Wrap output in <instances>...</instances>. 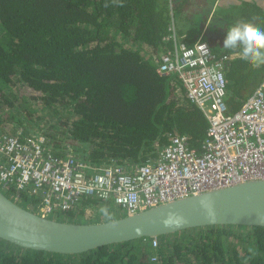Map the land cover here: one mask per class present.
I'll return each instance as SVG.
<instances>
[{
    "label": "trees",
    "instance_id": "trees-1",
    "mask_svg": "<svg viewBox=\"0 0 264 264\" xmlns=\"http://www.w3.org/2000/svg\"><path fill=\"white\" fill-rule=\"evenodd\" d=\"M181 6L179 0H0V125L43 132L55 146L68 141L91 162L110 156L145 162L175 133L198 147L208 127L204 113L174 75L156 71L170 12ZM250 17L263 26L262 17ZM263 77L264 65L229 61L230 113ZM60 108L54 123H25V114ZM5 193L16 199L13 189ZM18 197L34 203L25 193ZM76 208L66 213L76 216ZM151 242L144 237L59 254L0 238V264H264V226L193 227Z\"/></svg>",
    "mask_w": 264,
    "mask_h": 264
},
{
    "label": "built area",
    "instance_id": "built-area-1",
    "mask_svg": "<svg viewBox=\"0 0 264 264\" xmlns=\"http://www.w3.org/2000/svg\"><path fill=\"white\" fill-rule=\"evenodd\" d=\"M170 17L156 71L174 75L188 102L204 113L208 127L200 145L193 147L187 135L175 133L145 162L120 163L113 156L91 162L68 141L55 146L43 132L1 124L0 190L13 189L17 200L25 193L34 200L31 209L46 217L71 211L86 198L115 204L128 215L211 188L264 179V77L230 113L226 67L231 55L216 52L202 37L186 43L172 12ZM151 243L156 246L157 238Z\"/></svg>",
    "mask_w": 264,
    "mask_h": 264
},
{
    "label": "water",
    "instance_id": "water-1",
    "mask_svg": "<svg viewBox=\"0 0 264 264\" xmlns=\"http://www.w3.org/2000/svg\"><path fill=\"white\" fill-rule=\"evenodd\" d=\"M218 224L264 226V179L211 188L133 214L76 222L42 216L0 190V238L24 248L78 254L108 243L158 238Z\"/></svg>",
    "mask_w": 264,
    "mask_h": 264
},
{
    "label": "crops",
    "instance_id": "crops-1",
    "mask_svg": "<svg viewBox=\"0 0 264 264\" xmlns=\"http://www.w3.org/2000/svg\"><path fill=\"white\" fill-rule=\"evenodd\" d=\"M182 5L185 3L186 0H179ZM210 3H207L204 6V12L200 14V16L203 17V21L201 22L200 29L194 33L190 34L189 33V26H182L187 23H183L182 25H179V22H175L176 25V31L183 41H185L188 44H192L198 37H202L208 43L211 45V47L216 51V52H228L231 55V58L229 61H233L234 59L241 56V50L238 49H225L224 47V40L227 36V30L230 26L234 25L237 21H246V20H235V18H230L233 17V15H237L240 10L242 9H249L251 10V14L249 16H260L263 18L259 20V23L264 22V0H209ZM219 9L218 11V20H214V15L216 14V10ZM186 17V16H185ZM187 19V17L185 18ZM252 22L255 23V21L252 20ZM189 23V22H188ZM264 29V24L261 27ZM228 61V63H229ZM85 200V199H84ZM85 203H90L92 202L91 198H86ZM94 201V200H93ZM107 204V202H106ZM87 207L85 204L84 206H78L76 209L77 211L76 216L80 217V210L82 208ZM79 210V211H78ZM115 213H119L122 215V213L117 209L114 210ZM76 216L72 218L71 221H76V222H86V221H78L76 220ZM66 221L67 218L64 217Z\"/></svg>",
    "mask_w": 264,
    "mask_h": 264
},
{
    "label": "rangeland",
    "instance_id": "rangeland-1",
    "mask_svg": "<svg viewBox=\"0 0 264 264\" xmlns=\"http://www.w3.org/2000/svg\"><path fill=\"white\" fill-rule=\"evenodd\" d=\"M210 3L209 0H186L185 3L180 7L179 10H174L173 17L175 19V22L177 24V22H179V25H182L183 23H187L184 24L182 26H189V33L190 34H194L196 33L201 26V22L203 21V17L200 16L201 13L204 12V6ZM219 9L216 10V14L214 15V20H218L219 16L218 14ZM251 14V10L249 9H242L239 11V13L237 15H233V17L230 18H234L235 20H252L253 17H250L249 15ZM187 19H185L186 17ZM255 20V19H254ZM189 22V23H188ZM264 23V22H263ZM35 104V103H34ZM37 107V105H33L31 107V110H35V108ZM40 108V107H38ZM40 111V109H38ZM60 109L57 110H53L52 112L46 113L44 114L43 112L40 111V116L39 115H32L30 117L29 114H25V118L26 121L25 123L28 125H46L48 123H54L57 121L58 117L60 116ZM5 127L9 128V130L11 128H13L12 126L8 124L4 125ZM50 130H54L55 129H50ZM3 191L5 192V190L3 189ZM90 199V198H89ZM92 199V198H91ZM18 203H20L22 206L27 207L28 209H31L30 206H26L25 203L22 202V200H20L18 198L17 200ZM107 201L104 200H94L87 205V207L82 208L81 210H83V212H80V217L76 216V220L78 221H86V222H100L103 219H107L106 217L102 216L100 213V208L102 206H105ZM107 207L109 209V212L111 213L112 217H119L121 216V214L119 213H115L114 210H117V207L115 204H109V202H107ZM33 210V209H31ZM67 218V220H72V216H69L68 213H58L56 215H54L52 218L57 219V220H62ZM75 217V216H74ZM66 221V219L64 220ZM245 229H247L246 227L242 228L241 230L246 231Z\"/></svg>",
    "mask_w": 264,
    "mask_h": 264
},
{
    "label": "clouds",
    "instance_id": "clouds-1",
    "mask_svg": "<svg viewBox=\"0 0 264 264\" xmlns=\"http://www.w3.org/2000/svg\"><path fill=\"white\" fill-rule=\"evenodd\" d=\"M115 2L116 0H113V3ZM107 6L106 3L105 7ZM223 48L229 50L239 48L242 58L248 61L252 67L259 68L264 65V29L251 20L237 21L228 28ZM100 213L108 220L113 219L107 206H102Z\"/></svg>",
    "mask_w": 264,
    "mask_h": 264
}]
</instances>
